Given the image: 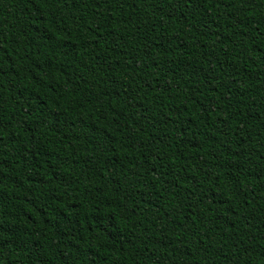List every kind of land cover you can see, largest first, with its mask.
Wrapping results in <instances>:
<instances>
[{
  "label": "trees",
  "instance_id": "obj_1",
  "mask_svg": "<svg viewBox=\"0 0 264 264\" xmlns=\"http://www.w3.org/2000/svg\"><path fill=\"white\" fill-rule=\"evenodd\" d=\"M0 264H264V0H0Z\"/></svg>",
  "mask_w": 264,
  "mask_h": 264
}]
</instances>
